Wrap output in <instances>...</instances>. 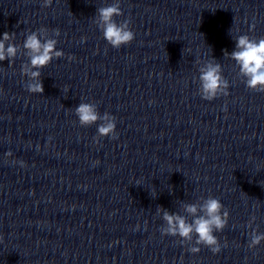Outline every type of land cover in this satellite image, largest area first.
Wrapping results in <instances>:
<instances>
[{"label":"clouds","instance_id":"clouds-1","mask_svg":"<svg viewBox=\"0 0 264 264\" xmlns=\"http://www.w3.org/2000/svg\"><path fill=\"white\" fill-rule=\"evenodd\" d=\"M51 4L52 0H43L42 6L49 7ZM122 15L120 0H113L110 5L97 8L93 17V23L102 31L103 38L116 49L130 44L135 39L130 20L117 22L115 19ZM231 29L230 35L235 40V49L231 53L225 50L224 58L235 62L239 69L238 75L247 88L264 93V37L258 40L247 34L233 37ZM52 33L53 36H49V30L46 28L30 31L22 45L14 43L17 35L15 32H4L0 37V62L8 60L11 65L18 54L28 58V62L21 65L20 71L22 76L28 78L25 88L30 93L44 92L41 69L47 67L54 58H62L65 55L62 50H56L58 40L53 38L60 36V30L53 29ZM86 40V37H81V42ZM68 59L73 57L69 56ZM196 63L199 65L198 94L201 98L212 101L220 95L227 96L229 81L223 76L221 63L213 57L203 62L198 59ZM74 111L81 126L88 127L99 121L97 136L94 138L96 141L102 137L116 139L115 116L108 112L101 115L96 103L81 102ZM6 154L11 155V152ZM19 163L24 166L23 161ZM156 214L164 221L159 229L162 236L179 237L181 243L191 245L189 251L192 253H198L201 245L213 253L220 251V243L214 233L223 231L227 226L229 212L218 198L209 195L207 198L200 197L196 202L181 201L180 212H171L158 205ZM254 220L255 217H252L248 227H252ZM262 241L264 232L253 229L249 233L247 245L249 248H255Z\"/></svg>","mask_w":264,"mask_h":264}]
</instances>
